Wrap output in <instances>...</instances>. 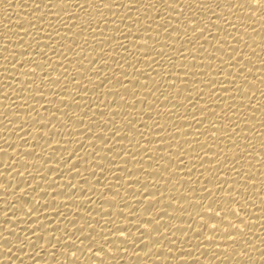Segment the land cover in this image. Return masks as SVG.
<instances>
[{"label": "bare ground", "instance_id": "bare-ground-1", "mask_svg": "<svg viewBox=\"0 0 264 264\" xmlns=\"http://www.w3.org/2000/svg\"><path fill=\"white\" fill-rule=\"evenodd\" d=\"M240 2L0 0V264H264V17ZM233 197L245 233L208 241Z\"/></svg>", "mask_w": 264, "mask_h": 264}, {"label": "snow or ice", "instance_id": "snow-or-ice-1", "mask_svg": "<svg viewBox=\"0 0 264 264\" xmlns=\"http://www.w3.org/2000/svg\"><path fill=\"white\" fill-rule=\"evenodd\" d=\"M167 2H168V0H165V3H167ZM245 5L251 6V8L249 9V11L251 13H256L259 11L261 13L262 17H264V0H242V2H240L238 6L240 8H243ZM37 7H39V5H37ZM214 15H216L217 19H220V16L218 14H216L215 12H214ZM197 27L192 28L193 32H196ZM205 29H206V27H205ZM229 60H231V58ZM241 69H243V68H241ZM246 147H247V145H246ZM249 154L251 155V153H249ZM235 201H236V199L233 197L232 199L227 201L228 206L221 207L219 211H214V214L209 216V220L213 221V223H211V224L205 223L202 225V228L204 230H207L211 233L207 237L208 241H212L216 238V236L214 234H212L215 231H223V232L227 233V232H230V230L232 228H235V229L239 230V233H241V234L245 233V229L248 227V225L245 224V221L240 216L241 211L240 210L239 211L234 210L230 207L231 204L236 203ZM213 204H215V201H213ZM209 207L211 208L212 205H209ZM241 208H245V205H240V209ZM221 212H223L224 214L220 215ZM228 213H234L235 216L230 217L228 215ZM236 217H238L240 219V221H241L240 223L234 222ZM229 218H231V219H229ZM225 220L227 221L228 226H224L223 221H225ZM221 225L223 226V228H221ZM240 225H244V228H241ZM117 231L120 232L121 234H123V232L125 230L124 229H117ZM87 238L89 239V245H92L93 242H95V246L97 248L101 249L99 251L93 252L92 255L95 256L96 253L105 251L104 245L101 242H96L95 238H91V239L89 237H87ZM238 238H240L239 235H228L226 237V239L231 240V241H236ZM101 239L104 241L109 240V238H107L106 236L101 237ZM122 240L126 241V239H122ZM262 242H264V241H262ZM72 244L75 245V242H73ZM88 249L92 250V247L90 246V247H88ZM72 255L76 256V251H72ZM237 255L243 256V255H245V253L243 251H240L237 253ZM262 256H264V255H262ZM73 264H75V261H73Z\"/></svg>", "mask_w": 264, "mask_h": 264}]
</instances>
